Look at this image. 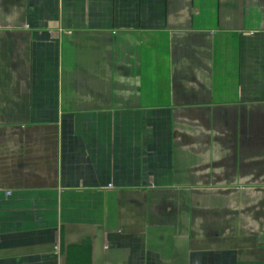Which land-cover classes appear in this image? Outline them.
Listing matches in <instances>:
<instances>
[{"label": "crops", "instance_id": "crops-1", "mask_svg": "<svg viewBox=\"0 0 264 264\" xmlns=\"http://www.w3.org/2000/svg\"><path fill=\"white\" fill-rule=\"evenodd\" d=\"M0 264H264V0H0Z\"/></svg>", "mask_w": 264, "mask_h": 264}]
</instances>
